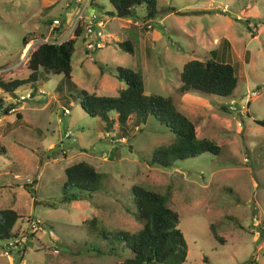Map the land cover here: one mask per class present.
<instances>
[{
	"label": "rangeland",
	"instance_id": "obj_1",
	"mask_svg": "<svg viewBox=\"0 0 264 264\" xmlns=\"http://www.w3.org/2000/svg\"><path fill=\"white\" fill-rule=\"evenodd\" d=\"M94 2L101 7L89 5L93 24H101L87 38L98 46L86 48L82 32L75 37L68 79L49 72L13 94L0 88L3 106L14 108L0 114V208L17 211L11 231L24 237L7 255L8 239L0 238V264H113L129 256L112 235L141 227L133 184L164 194L177 213L186 244L179 264H264V126L254 122L264 119V0H156V22L142 20L141 5L126 18L110 14L108 0ZM76 8L72 0H0V79L25 78L26 58L39 42L74 37ZM57 16L63 24L54 32L47 21ZM123 40L131 51L119 47ZM211 50L233 68L231 94L179 91L181 65ZM115 65L139 71L144 94L169 96L196 138L213 141L218 152L164 167L147 162L172 139L152 116L138 123L130 116L124 136L115 120L105 132L80 107L79 90L117 97L124 84L112 75ZM79 160L100 172L99 189L62 201L63 168ZM34 219L42 227L30 230Z\"/></svg>",
	"mask_w": 264,
	"mask_h": 264
},
{
	"label": "trees",
	"instance_id": "obj_2",
	"mask_svg": "<svg viewBox=\"0 0 264 264\" xmlns=\"http://www.w3.org/2000/svg\"><path fill=\"white\" fill-rule=\"evenodd\" d=\"M112 6L110 14L117 17H131L135 15V6H142V20L155 21L157 19L156 0H108ZM100 6L94 0L90 5ZM59 18V16H57ZM52 19V18H51ZM51 19L47 24L54 32H58L63 24L59 18L57 25H52ZM153 26V25H151ZM81 32L80 26L74 30V37L59 42H39L26 58V68L29 70L25 78L10 80L0 79V88L3 92L13 94L21 84L35 81L37 78L46 80L48 73H62L69 78L71 70L70 56L73 52L75 37ZM25 43V38H22ZM117 44L124 50L131 51L128 41H118ZM214 50L209 51L211 57L204 59H190L185 61L178 73V90L181 92L198 90L207 94L229 96L235 87L236 77L232 66L213 58ZM100 66V65H99ZM100 71H102L100 66ZM112 75L123 82L115 98L98 96L84 89L79 90L81 99L80 107L89 116H96L105 129L111 130L113 122L118 135L124 136L128 129V118L143 122L147 116H152L158 123L164 125L172 134L170 142L164 146L156 147L148 164L169 166L176 159L195 156L201 152L217 153L218 145L207 138H196L193 123L179 110H177L169 96L159 94H144L143 82L139 71L127 67L115 65ZM59 85L55 86V90ZM59 91H61L59 89ZM13 103L3 106V97L0 96V114H6ZM115 112V118L109 117V112ZM16 117H20L18 112ZM256 124L264 126V119L254 120ZM64 190L61 200H75L79 198V192L85 191L88 195L99 189L100 172L84 160L74 161L64 166ZM74 186L77 192L66 195V188ZM131 199L136 209V218L141 221V227L135 232L119 231L112 235L113 240L122 242L130 251V255L113 264H179L186 254V244L181 231L177 228V213L166 205V197L133 184L130 187ZM18 214L14 208H0V238L8 239L17 235L11 231ZM93 219L90 221L92 222ZM101 236L108 238L101 231ZM217 238V236H216ZM110 249V248H109ZM24 249L16 251L17 256L22 257Z\"/></svg>",
	"mask_w": 264,
	"mask_h": 264
},
{
	"label": "built area",
	"instance_id": "obj_3",
	"mask_svg": "<svg viewBox=\"0 0 264 264\" xmlns=\"http://www.w3.org/2000/svg\"><path fill=\"white\" fill-rule=\"evenodd\" d=\"M75 3V6H77L76 8V14H75V18L73 21H71L70 23V27H69V33L74 32L75 28L77 26H80V30L82 32V39L85 42V47L86 48H90L91 50H93L96 46H98L99 43V39L96 41H90V39H88L87 37L90 36L92 34L91 29L93 28V26L96 25H100L101 22H95L93 24V19L95 17L94 14V10L90 9L89 10V5H90V0H72ZM51 23L52 25H57L59 23V18L58 17H53L51 19ZM46 41V40H43ZM54 42V41H52ZM23 97H20V99H22ZM14 108H10V110H13ZM64 112H66V110H63ZM28 178L26 177L25 180H27ZM41 222L38 219H34V220H30L28 222V228L30 230L32 229H39L41 228ZM12 238V239H11ZM8 238V240L5 242L3 248H2V253L7 255L10 251H14L17 249V243H19L20 241H24V237L21 236V234L16 235V237H11Z\"/></svg>",
	"mask_w": 264,
	"mask_h": 264
},
{
	"label": "water",
	"instance_id": "obj_4",
	"mask_svg": "<svg viewBox=\"0 0 264 264\" xmlns=\"http://www.w3.org/2000/svg\"><path fill=\"white\" fill-rule=\"evenodd\" d=\"M89 9H91V8H89Z\"/></svg>",
	"mask_w": 264,
	"mask_h": 264
},
{
	"label": "crops",
	"instance_id": "obj_5",
	"mask_svg": "<svg viewBox=\"0 0 264 264\" xmlns=\"http://www.w3.org/2000/svg\"><path fill=\"white\" fill-rule=\"evenodd\" d=\"M90 10V9H89Z\"/></svg>",
	"mask_w": 264,
	"mask_h": 264
}]
</instances>
